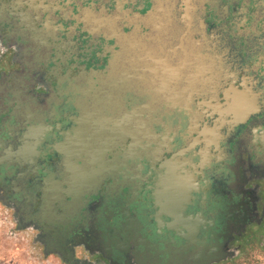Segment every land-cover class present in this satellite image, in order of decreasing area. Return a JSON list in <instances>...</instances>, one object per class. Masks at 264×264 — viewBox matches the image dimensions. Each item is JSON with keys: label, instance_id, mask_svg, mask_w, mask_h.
Returning a JSON list of instances; mask_svg holds the SVG:
<instances>
[{"label": "flooded vegetation", "instance_id": "1", "mask_svg": "<svg viewBox=\"0 0 264 264\" xmlns=\"http://www.w3.org/2000/svg\"><path fill=\"white\" fill-rule=\"evenodd\" d=\"M0 217L40 264H264V0H0Z\"/></svg>", "mask_w": 264, "mask_h": 264}, {"label": "rangeland", "instance_id": "2", "mask_svg": "<svg viewBox=\"0 0 264 264\" xmlns=\"http://www.w3.org/2000/svg\"><path fill=\"white\" fill-rule=\"evenodd\" d=\"M19 246V241H12L8 237L7 227L0 217V264H23L26 261H29V264H37L33 260V257H36L28 253H21L18 249Z\"/></svg>", "mask_w": 264, "mask_h": 264}, {"label": "crops", "instance_id": "3", "mask_svg": "<svg viewBox=\"0 0 264 264\" xmlns=\"http://www.w3.org/2000/svg\"><path fill=\"white\" fill-rule=\"evenodd\" d=\"M21 251V250H19ZM21 253H24V252H21ZM34 260V259H33ZM35 263H37L35 260H34ZM50 263H55L54 259L52 258V256L49 258L48 262H43L41 264H50ZM23 264H29V261H26L25 263ZM37 264H40V263H37Z\"/></svg>", "mask_w": 264, "mask_h": 264}, {"label": "water", "instance_id": "4", "mask_svg": "<svg viewBox=\"0 0 264 264\" xmlns=\"http://www.w3.org/2000/svg\"><path fill=\"white\" fill-rule=\"evenodd\" d=\"M191 1V0H190Z\"/></svg>", "mask_w": 264, "mask_h": 264}]
</instances>
